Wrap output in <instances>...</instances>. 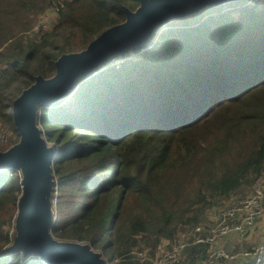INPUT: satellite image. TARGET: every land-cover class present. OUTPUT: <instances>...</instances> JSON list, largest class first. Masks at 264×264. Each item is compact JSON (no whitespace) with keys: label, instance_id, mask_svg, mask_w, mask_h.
Segmentation results:
<instances>
[{"label":"trees","instance_id":"16d2710c","mask_svg":"<svg viewBox=\"0 0 264 264\" xmlns=\"http://www.w3.org/2000/svg\"><path fill=\"white\" fill-rule=\"evenodd\" d=\"M246 1L166 22V30L160 25L143 55L116 65L110 60L95 75L80 78L67 103L39 107L41 131L56 150L58 196L51 227L56 240L83 242L115 260L123 239L147 234L172 241L221 200L246 194L262 177L264 3L231 8ZM139 5V0H0V120L13 131L1 151L19 141L11 107L35 77H52L62 54L86 49L125 21L123 8L135 11ZM49 8L58 18L53 31L39 43L26 40L33 16ZM62 30L66 35L56 39ZM20 195L21 173L0 172V264H46L21 252L2 255L16 235ZM158 247L147 257L154 258ZM184 252L185 264L207 259V245ZM134 260L141 263L126 259Z\"/></svg>","mask_w":264,"mask_h":264},{"label":"water","instance_id":"95a60500","mask_svg":"<svg viewBox=\"0 0 264 264\" xmlns=\"http://www.w3.org/2000/svg\"><path fill=\"white\" fill-rule=\"evenodd\" d=\"M234 1L238 0H139L135 11L123 8L126 17L123 23L104 30L86 49L62 54L55 62L52 77L37 76L35 82L22 91L11 107L19 141L6 151H0V172L17 170L21 173L16 235L2 255L21 252L23 258L38 256L46 264H109L103 258L104 252H95L81 242L58 241L52 235L56 150L48 145L38 127V109L61 101L80 78L95 75L100 66L116 55L146 45L160 25Z\"/></svg>","mask_w":264,"mask_h":264},{"label":"rangeland","instance_id":"374dc122","mask_svg":"<svg viewBox=\"0 0 264 264\" xmlns=\"http://www.w3.org/2000/svg\"><path fill=\"white\" fill-rule=\"evenodd\" d=\"M234 2H236V1H234ZM234 2H230V3L224 4L222 6L223 7H227V6L229 7V6H232V4H234ZM263 3H264V0H247L245 2V4H241V5L237 6V7L234 6V7H231V8H238V7L243 8V7L247 6V5L248 6H253L254 4L257 5V6H261ZM231 8H228L227 10H230ZM57 19L58 18H57L56 14H55V11L53 9L49 8L44 13L38 14L37 16L36 15L33 16V22H32L31 28L28 31H26L23 34V36H25L26 40H33L36 43H39V42L42 41L44 35L49 34V33H51L53 31V29H54V27H55V25L57 23ZM168 28H169V25L167 23H164L162 25V30H166ZM66 33H67V31H64V30L59 31L56 34L55 37H56V39L61 40L66 35ZM149 48H150V46H147V47L143 46V47H141V49L138 52H136V50L128 51L127 53H125L126 56H124L123 53L122 54H118L111 60L112 64H115V65L119 64L120 62H122V60L128 59V58H132V59L138 58L141 55H143L144 52L147 49H149ZM68 100H69L68 97L67 98L66 97L63 98L62 104L63 103H67ZM8 101L12 102V97L11 96L8 97ZM38 127L41 129L40 125H38ZM1 137H2V140L0 139V151L2 149H6L7 148V146L10 143V139L13 137V131L9 128L8 125H5V123L2 120H0V138ZM48 145L53 147L52 143L48 142ZM262 176L263 177L258 179L252 185V187L246 192V194L232 195L230 197V199H223V200H221V202H219V204L217 206L213 207L211 210H213V209H216L214 211H218L220 209L223 210L227 206H229L230 203L233 200H240V199H244L246 197L251 196L254 193V190L256 188H261V190L263 192L262 206H263V209H264V175H262ZM54 177H55V175H54ZM57 196H58V193H57V188H56L55 191H54V195H52V198H54L53 199V203H52L53 209H54V207L57 204ZM54 200H55V202H54ZM211 210H209L208 212H210ZM53 215H54V210H53ZM16 216H15V218H16ZM207 216H208V214H207ZM205 218H206V221H205V223H203ZM205 218L203 219V221L201 223H199L197 225H205L206 228L210 229L208 227V225H207V217H206V215H205ZM262 219H264V215H263V218H261L260 220H262ZM13 224H14V227H15V221L13 222ZM214 225L215 224H213L211 226V229L214 227ZM10 226L11 225H8L7 227H10ZM191 229H192V226L185 227L182 231L179 232V234H177L175 236V238H174V240L172 242L168 243L166 241L163 244L161 243L162 239H158V238H155V237L147 235V234H139V235H136V236H130L127 239H123L120 242V245L122 244L121 247L122 246L123 247H122L121 252L117 254V256H116L117 258L115 260L109 254L108 251L104 252L103 258L105 260H108L109 264H153L152 261L149 260L150 258H148V257H147V259H148L147 261H141V263L138 260L137 261L134 260V261H131V262H127L126 259L139 258V254H138L139 251H143L146 254V256H147L148 251H149V253L155 251L156 247L160 244L158 249H157V253H156L157 256H156V259H155V260H158L162 256H164L165 254H168L169 252H171L173 247H176V246L186 242V237L190 233ZM209 233H210V231H209ZM226 238H228V237H226ZM226 238H224L219 243V247L224 249V250H226V251H228V252H237V251L241 250V248H240L241 243L244 241V239L246 237H244V238H239L237 236L233 237L232 240L230 241V243H231L230 245H227L225 243L226 242ZM95 252L103 253L102 251H95ZM121 258H123L124 260L121 259Z\"/></svg>","mask_w":264,"mask_h":264},{"label":"built area","instance_id":"2783aa9c","mask_svg":"<svg viewBox=\"0 0 264 264\" xmlns=\"http://www.w3.org/2000/svg\"><path fill=\"white\" fill-rule=\"evenodd\" d=\"M0 139L2 140V137ZM262 200L263 192L261 188H256L254 193L249 197L233 200L225 209L211 213L210 217L215 221V225L209 234L202 235L204 225L193 226L186 237V242L173 247L171 252L158 260H155L157 254L149 260L153 264H181L185 248L202 244L207 245V259L203 264H221L223 260L235 262L241 259H249L251 264H264V244L256 246L251 250L241 249L237 252H228L219 247V243L225 236L234 233L240 237H244L263 218L264 209ZM139 258L141 261L148 260L145 253H139Z\"/></svg>","mask_w":264,"mask_h":264},{"label":"crops","instance_id":"0c3cea01","mask_svg":"<svg viewBox=\"0 0 264 264\" xmlns=\"http://www.w3.org/2000/svg\"><path fill=\"white\" fill-rule=\"evenodd\" d=\"M214 210H216V209H213V210H211L210 212H208L207 214H208V216H207V214H206V217H207V225H208V227L211 229V226L213 225V224H215V221L210 217V215H211V213L212 212H214ZM205 221H206V218H205V220H204V222L203 223H205ZM210 229H208V228H206V226L204 225V229H203V233H202V235H206V234H208L209 233V231H210ZM179 234V233H178ZM239 237V238H244V237H246L245 239H244V241L241 243V246H240V248L241 249H249V247L250 248H254V247H256V246H259V245H261V244H263L264 243V219H262V220H260V221H258L251 229H250V231L244 236V237H240V236H238L237 234H229V235H227V236H225V238L226 237H228V238H226V244L227 245H230L231 243H230V241L232 240V238L233 237ZM175 238V237H174ZM174 240V239H173ZM172 240V241H173ZM172 242V241H170V240H167V239H162V244L164 243V242ZM160 245V244H159ZM158 245V246H159ZM190 248H192V247H190ZM185 252H184V254H183V264H185V261H186V256H185ZM186 264H196V262H189V261H187L186 262Z\"/></svg>","mask_w":264,"mask_h":264}]
</instances>
